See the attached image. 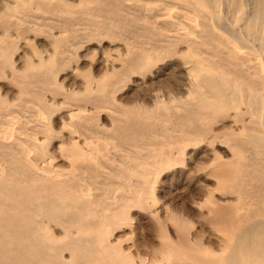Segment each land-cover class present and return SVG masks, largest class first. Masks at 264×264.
<instances>
[{"label": "rangeland", "instance_id": "rangeland-1", "mask_svg": "<svg viewBox=\"0 0 264 264\" xmlns=\"http://www.w3.org/2000/svg\"><path fill=\"white\" fill-rule=\"evenodd\" d=\"M263 59L264 0H0V172L20 132L28 145L49 135L48 155L70 170L67 113H84L73 134L94 159L75 164L76 190L91 192L99 215L88 220L110 250L138 263L264 264ZM68 217L48 223L56 249L0 236V264L37 251L39 264L103 257L91 236L65 237Z\"/></svg>", "mask_w": 264, "mask_h": 264}, {"label": "bare ground", "instance_id": "bare-ground-1", "mask_svg": "<svg viewBox=\"0 0 264 264\" xmlns=\"http://www.w3.org/2000/svg\"><path fill=\"white\" fill-rule=\"evenodd\" d=\"M256 16H257L256 18L259 19V17H260L259 13ZM189 20H190V22H192L194 19L190 17ZM256 22H258V21H256ZM58 35H57V37H58ZM61 36H63V35H60V37ZM233 49H234V52L236 55H240L242 53L237 45H234ZM263 61H264V59H263ZM194 66H197V65H194ZM197 68H198V66L196 67V69ZM260 70H261V67H260ZM200 72H201V70H200ZM262 74L264 75V73H262ZM211 75H213V74L211 73ZM261 88H262L261 89L262 92L261 91L260 92L264 98V85ZM252 95H253V93H252ZM257 97H259V96H257ZM257 97L255 95V98H257ZM245 100H246V98H245ZM251 101H253V99ZM256 103H258V101H256ZM237 106H239V105H237ZM36 107H37V105H36ZM27 108H28V106H27ZM253 109H251V110H253ZM37 112H38V116L41 117L42 120L43 119L46 120L48 118L46 115H44V113L40 112V110ZM67 115H68V117H70V120L66 124L72 133H70L71 138L68 141L69 144L66 141L67 142L66 144H68V146L66 145L68 147L67 148L68 150H67L66 155H64V156L67 158V161L69 162V164L67 166H69V165L71 166L70 170H60L59 167L61 164L60 165L55 164L53 161V156L48 155V153H50V150L48 148V145H46L48 143V142H46V140L48 138L47 136H49V135H47L46 137L44 136L43 138H41L42 136L41 137L35 136L33 143H30L32 145L31 146V145L26 144L24 137L29 138V135H31L32 132L30 134H28L27 132H20V133H18L20 135L19 138H16V143H15L16 147L14 148L13 152H11L12 155H5L4 158L2 157L4 159V162H6L8 164V166L2 172H0V236H3V239H4V236L6 238L9 237V238H12V240L14 238H16V240H18L19 238H21V239L23 238V240L28 239V240H26V244H27V246L25 245L26 247H28L29 245L33 246L35 244V243H32L33 245L31 244V240L33 239V237L35 239L36 237L42 236V238H41L42 240H45V237H47L46 238L47 240H45V243L46 242L49 243V244H46V245H48V249H56V246H57L56 242L58 243V241H56V240H55L56 242L54 241V238H55L54 234L52 236V234H51L52 232H50V230H53V229H50L51 223L50 224H48V223L51 221H55V222L59 221L60 222L61 219L63 218V216L68 214L69 215L68 219L70 218V220L65 218L66 220L69 221L68 226L66 228L64 227L65 228L64 232H66L65 235L67 233H71V234L76 233L78 235L82 234L85 236H87V235L91 236V239H89V238L85 239L83 237L85 240H88V241H85L84 239H82V240H84L86 242V244H87V242H91L94 245H97L98 247L96 250L102 252L104 255H103V257H100V255H99L100 258H97L95 256L84 255V258L82 259V261L72 260L71 262H69L67 260L68 262H66L64 264H70V263L71 264H99V263H101L100 261H102V259L104 260V258H106V260L108 261V264H152V263H154L153 262L154 260H151V259H149V261L142 260L140 263H138L136 260H134V258H133L134 256L130 253L129 254H123V253H119V252H115V251L110 250L109 246H107L104 243L105 240L103 241V239L101 238L100 226L96 227V226H94V224L91 221L88 220L89 216L95 217V215H96V217H98L99 214H96L97 209L95 210L92 208L93 205H91L92 201L90 200V193L91 192L88 193L89 190L85 189V188L80 189V190H76L78 187L77 184H79V183H76L79 180V176H78L77 172L82 169L81 167H80L81 169L79 168L80 165L78 167H77V165H78V162L80 160H82L84 162H92L94 159V155H90V153L88 152V150L90 149V148L88 149V147H87L88 141L83 139L81 134H80L81 136L73 134V132H75L76 129L81 130V129H86V127H88L86 125L87 117H85L84 115L82 116L80 114V112L75 111V110L74 111L71 110L69 113H67ZM259 121H260L261 126L264 128V107L262 108V111L259 114ZM44 123H45L44 127H45L46 133L48 131H51L53 128V123H50L48 120H46V122H44ZM5 132H8V131L6 130ZM17 132H18V129H17ZM33 132H34V130H33ZM85 132H86V130H85ZM38 134L34 132L33 136L38 135ZM1 136L3 137L5 135L3 134ZM3 138H5V137H3ZM66 138L68 140L69 137H66ZM68 162H66V164ZM75 164H77V165L75 166ZM87 164H89V163H87ZM87 164H86V166H87ZM81 180H79V182ZM94 181H93V183H94ZM81 188H82V186H81ZM151 196H153V195H151ZM90 206H91V208H90ZM80 208H81V210L79 211ZM67 209L70 211L67 212ZM97 213H99L98 210H97ZM100 222H103V221H100ZM100 222L97 224H101ZM52 225H56V224L54 223ZM255 229L253 227V231ZM246 230L248 231V228ZM258 230H259V228H258ZM258 230H256L257 231L256 234H258ZM261 232H262V230H261ZM252 234L255 235L254 232ZM67 235H69V234H67ZM67 235L65 237H67ZM260 236H259V239H261ZM80 237L81 236H78V238H80ZM253 237H251V238H253ZM255 237H256V235H255ZM30 238H32V239L29 240ZM70 238H71V236H70ZM76 238H74V239H76ZM72 239L73 238H71L70 240H72ZM247 239H249V238H247ZM259 239L257 240L258 244L260 243ZM13 241H15V239ZM19 241H17V242H19ZM29 241H30V243H29ZM33 241L34 240H32V242ZM19 243L20 244L23 243V245H24L25 240L23 242L21 240ZM42 244L43 243L41 241V245ZM35 245H37V244H35ZM60 245L61 244H59V246ZM252 245L253 246H251V248L254 247L253 243H252ZM259 245H261V244H259ZM38 246H40V244ZM38 246H35V247H38ZM29 247L27 249H29ZM35 247H32L31 250H34V251L37 250V248L35 249ZM231 248L233 249V247H231ZM239 248H240V246H239ZM24 249H26V248H24ZM40 249H41V247H40ZM64 249H65V247H64ZM257 249H258V247H257ZM63 250H62V252H63ZM249 250H250V247H249ZM252 250H254L256 252L255 249H252ZM28 251H30V250H28ZM30 252H32V251H30ZM37 252H38V255H40L39 254L40 251H37ZM74 252H75V250L73 251L71 256H73ZM87 253H89V252H87ZM93 253H94V250H93ZM169 253H170V251H169ZM58 254H59V252H58ZM38 255L35 254L36 257L34 256L33 261H30L29 259L26 260L25 264H39L40 259L38 257H40V256H38ZM204 255H206V254L204 253ZM166 256H167V254H166ZM260 256H261V253H260ZM205 257H207V255ZM166 258H168V257H166ZM206 259H208V258H206ZM209 259L212 260V258H210V257H209ZM214 259H213V263L215 262ZM207 262L209 263V261H207ZM210 263H212V262H210ZM233 264H234V262H233ZM235 264H236V262H235Z\"/></svg>", "mask_w": 264, "mask_h": 264}]
</instances>
